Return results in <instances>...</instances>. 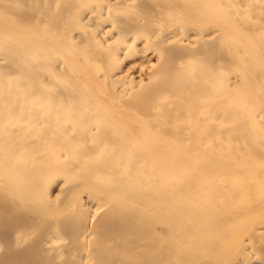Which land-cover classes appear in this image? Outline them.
I'll list each match as a JSON object with an SVG mask.
<instances>
[{"label": "bare ground", "instance_id": "bare-ground-1", "mask_svg": "<svg viewBox=\"0 0 264 264\" xmlns=\"http://www.w3.org/2000/svg\"><path fill=\"white\" fill-rule=\"evenodd\" d=\"M239 59L264 0H0V264H264V140L195 151Z\"/></svg>", "mask_w": 264, "mask_h": 264}, {"label": "rangeland", "instance_id": "rangeland-1", "mask_svg": "<svg viewBox=\"0 0 264 264\" xmlns=\"http://www.w3.org/2000/svg\"><path fill=\"white\" fill-rule=\"evenodd\" d=\"M239 53L242 55L244 51H240ZM247 63L248 61L242 62V60L239 59V61L236 62V65L234 67H230L228 66L229 64L226 62L224 64L225 66L221 69L219 73L220 78L225 79L226 81H231V83L236 84V117L234 120H240L242 123H236L234 127H236L237 129L232 131L227 130L232 125L231 123H223V129L220 138L218 140L213 141L214 143H212V145H203L200 142H196L199 145L196 146L195 151L206 152L212 149L224 152V150H236V147L233 146L231 143L234 144L236 142L245 140V143L248 145L251 143V141L253 142L255 139L264 140V124L262 125L263 128L257 131L253 130V127L250 123L248 124V122H251L253 120L254 115H264V102L261 101L260 103H258L259 105H256V107H254L256 103L252 99L253 92L250 91L251 83L247 81L248 73L250 71V66H248ZM259 94L264 95V91L262 90L261 92H259ZM224 97L226 98V96ZM227 118L229 117H223V119ZM186 125L188 126L189 124L183 123L180 125V127L185 129L187 127L183 126ZM253 134H255L256 137H253ZM241 147L243 148V146ZM241 147L239 149H242ZM244 148H246V146ZM198 157H200V155Z\"/></svg>", "mask_w": 264, "mask_h": 264}]
</instances>
